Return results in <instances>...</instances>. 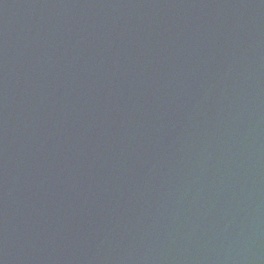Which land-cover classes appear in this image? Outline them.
<instances>
[{
	"label": "water",
	"instance_id": "water-1",
	"mask_svg": "<svg viewBox=\"0 0 264 264\" xmlns=\"http://www.w3.org/2000/svg\"><path fill=\"white\" fill-rule=\"evenodd\" d=\"M0 264H264V0H0Z\"/></svg>",
	"mask_w": 264,
	"mask_h": 264
}]
</instances>
